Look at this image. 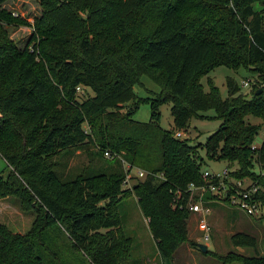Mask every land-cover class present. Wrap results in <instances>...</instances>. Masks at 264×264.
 <instances>
[{"label": "trees", "instance_id": "1", "mask_svg": "<svg viewBox=\"0 0 264 264\" xmlns=\"http://www.w3.org/2000/svg\"><path fill=\"white\" fill-rule=\"evenodd\" d=\"M5 1L0 197L14 196L33 217L23 233L0 222V264H62L61 233L89 264H122L130 257L131 237L119 224L118 205L130 194L148 218L156 251L170 257L187 241L188 212L179 203L186 185L200 181L198 149L225 161L232 177L257 183L255 196L264 207V175L253 170L264 166V135L251 148L264 128V0H35L38 13L29 22L6 9ZM12 25L30 27L20 47L7 35L5 26ZM218 65L254 74L248 94L230 76L225 97L210 78L202 90L199 77ZM140 75L158 91L136 97L132 86ZM78 88L92 93L77 98ZM138 101L148 103L146 121L131 117ZM164 101L170 128L158 124ZM206 109L219 123L203 142L173 135ZM88 148L96 165L62 177L61 159ZM121 161L145 173L123 187ZM228 239L253 253H203L221 264H264V245L257 250L254 234L234 231Z\"/></svg>", "mask_w": 264, "mask_h": 264}, {"label": "rangeland", "instance_id": "2", "mask_svg": "<svg viewBox=\"0 0 264 264\" xmlns=\"http://www.w3.org/2000/svg\"><path fill=\"white\" fill-rule=\"evenodd\" d=\"M6 9L12 11L13 14L25 18L28 22L38 13V6L35 0H6L4 5ZM8 37L13 40L17 46H21L29 34L30 27L27 25L5 26ZM225 76H230L239 86V92L248 94L249 84H254V74L246 71V68L239 66L230 69L222 65H218L209 70L205 75L199 77L202 90H207L206 78H210L212 83L217 87L220 97H225L226 86ZM248 79V85L242 86L241 80ZM133 93L136 97L142 98L151 96L158 91V86L145 75H140L138 82L132 86ZM91 94L89 89L78 88L76 90L77 98ZM128 107L132 105V100L125 102ZM126 108V107H125ZM159 120L158 124L161 128L171 127V116L169 114V102L164 101L158 105ZM201 117H191L188 120L185 130H180V137L186 138L189 144L203 142L207 134L213 131L219 119L213 117V110L206 109L201 111ZM149 116L148 103L138 101L131 117L137 121H146ZM249 123L258 124L259 118L246 115ZM85 126V124H83ZM264 133V128L258 129L254 136L253 143L258 144ZM91 148L86 150H75L71 154L61 159L62 167H59V173L62 177H71L81 168L88 167L92 164L96 165L95 158L91 159ZM198 153L202 157L200 169L208 171H219L225 166L223 160H213L205 157L202 149H198ZM3 161L0 158V169L3 168ZM256 173L262 172L257 166L253 167ZM5 170L3 171V173ZM244 177V176H243ZM133 177L126 181L122 186H128L133 182ZM209 214L205 216V221L210 225L209 240L205 243L206 249L222 255L227 251H233L241 254L253 253L252 248L233 246L228 236L234 231H245L256 236L258 251L262 250L264 245V218L248 217L238 210H231L224 204L208 203ZM186 209V208H185ZM187 210V209H186ZM188 212V210H187ZM119 224L123 231L131 237L130 257L122 264H221L219 259L207 253L201 252L195 245L189 243L193 241L198 234L196 229L197 215L189 213L185 220L187 241L180 243L171 253L170 257L158 254L148 229V218L140 213L135 202V197L130 194L126 196L118 205ZM33 213L31 210H23L20 208L18 200L14 196L0 197V222L12 232L23 233L30 225ZM59 253L58 257L62 264H89L86 259L70 248L68 240L61 233L57 237ZM225 264H239L237 262H228Z\"/></svg>", "mask_w": 264, "mask_h": 264}, {"label": "built area", "instance_id": "3", "mask_svg": "<svg viewBox=\"0 0 264 264\" xmlns=\"http://www.w3.org/2000/svg\"><path fill=\"white\" fill-rule=\"evenodd\" d=\"M248 82V79H243L240 84L246 86ZM173 135L180 137L181 133L179 130H175ZM257 145L252 141L251 148ZM102 155L108 157L109 153L104 150ZM121 165L124 170L123 185L131 176L139 178L145 173L144 170L133 167L124 161H121ZM260 173L263 175L262 172ZM258 187L257 183L246 176L232 177L227 166L215 172L201 170L200 181L198 183L189 182L186 185L182 201L179 203V207L186 208L189 213L197 215L198 234L195 241L205 244L209 240L210 225L205 221V216L209 214L208 203L224 204L229 209L241 211L248 217H259L263 213L264 207L255 196Z\"/></svg>", "mask_w": 264, "mask_h": 264}, {"label": "water", "instance_id": "4", "mask_svg": "<svg viewBox=\"0 0 264 264\" xmlns=\"http://www.w3.org/2000/svg\"><path fill=\"white\" fill-rule=\"evenodd\" d=\"M257 89L256 91H258ZM196 248H198L201 252H204L206 250V245L200 242L195 243Z\"/></svg>", "mask_w": 264, "mask_h": 264}]
</instances>
